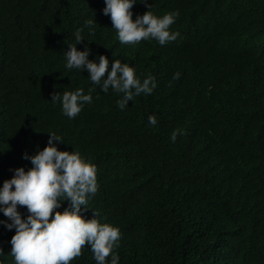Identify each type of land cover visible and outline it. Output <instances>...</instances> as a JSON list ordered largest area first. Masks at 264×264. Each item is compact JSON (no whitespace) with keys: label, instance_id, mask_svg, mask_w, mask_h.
<instances>
[{"label":"trees","instance_id":"obj_1","mask_svg":"<svg viewBox=\"0 0 264 264\" xmlns=\"http://www.w3.org/2000/svg\"><path fill=\"white\" fill-rule=\"evenodd\" d=\"M146 2L178 12L175 40L122 44L104 0H0V183L55 132L96 165L82 214L119 226L118 264H264V0ZM146 10L137 0L132 18ZM77 27L89 59L127 61L153 91L120 109L122 93L66 68ZM77 87L92 102L68 118L51 93ZM13 233L0 224V264H15ZM69 264H96L87 242Z\"/></svg>","mask_w":264,"mask_h":264},{"label":"clouds","instance_id":"obj_2","mask_svg":"<svg viewBox=\"0 0 264 264\" xmlns=\"http://www.w3.org/2000/svg\"><path fill=\"white\" fill-rule=\"evenodd\" d=\"M137 0H104L102 12L111 20L116 37L122 44H136L142 39L154 38L160 45L177 38L179 33L170 30L178 15L176 10L155 15L152 4L146 0V11L133 19L132 5ZM93 19H85L83 27L89 32L94 28ZM82 27L73 32L75 44L68 43L64 51L65 67L86 69L88 79L99 89L107 92L109 88L122 93L116 100L117 107L124 109L128 100L141 93L150 94L156 87L153 75L141 79L134 67L127 61L111 60L104 54L89 59L90 49L76 47L83 37ZM180 73L174 72L173 79ZM80 87L51 93V100H59L61 112L68 118L76 116L85 103L92 102V96ZM150 125L157 123L154 114L147 117ZM176 132L170 135L175 140ZM62 138L55 132H48L45 146L37 148L34 154L22 153L31 167L12 169L13 175L0 183V213L6 219L0 224L6 229H14L9 243V254L15 264H69L79 256L81 247H90L96 264H118L119 256L113 251L121 235L119 226L98 222L95 214L85 218L82 214L88 207V200L97 191L96 165L80 154L78 150H60L57 144ZM67 201L61 209V204ZM26 206V214L18 210ZM83 206V207H82ZM106 257H110L106 261Z\"/></svg>","mask_w":264,"mask_h":264}]
</instances>
